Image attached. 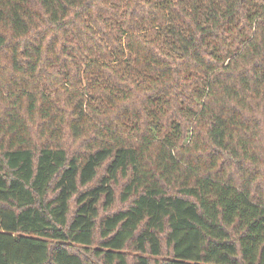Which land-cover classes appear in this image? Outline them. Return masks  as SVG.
Returning a JSON list of instances; mask_svg holds the SVG:
<instances>
[{
    "label": "trees",
    "instance_id": "1",
    "mask_svg": "<svg viewBox=\"0 0 264 264\" xmlns=\"http://www.w3.org/2000/svg\"><path fill=\"white\" fill-rule=\"evenodd\" d=\"M0 264H264V0H0Z\"/></svg>",
    "mask_w": 264,
    "mask_h": 264
}]
</instances>
